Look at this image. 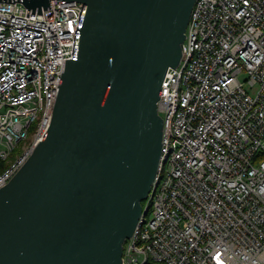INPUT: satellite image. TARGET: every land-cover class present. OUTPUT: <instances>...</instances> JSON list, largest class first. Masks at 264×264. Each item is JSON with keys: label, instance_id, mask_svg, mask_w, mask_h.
Here are the masks:
<instances>
[{"label": "built area", "instance_id": "obj_1", "mask_svg": "<svg viewBox=\"0 0 264 264\" xmlns=\"http://www.w3.org/2000/svg\"><path fill=\"white\" fill-rule=\"evenodd\" d=\"M32 2L35 8L27 7ZM0 0V189L49 129L83 4ZM122 264H264V0H196Z\"/></svg>", "mask_w": 264, "mask_h": 264}, {"label": "water", "instance_id": "obj_2", "mask_svg": "<svg viewBox=\"0 0 264 264\" xmlns=\"http://www.w3.org/2000/svg\"><path fill=\"white\" fill-rule=\"evenodd\" d=\"M75 1L49 129L0 189V264H122L156 175L161 84L196 0Z\"/></svg>", "mask_w": 264, "mask_h": 264}, {"label": "rangeland", "instance_id": "obj_3", "mask_svg": "<svg viewBox=\"0 0 264 264\" xmlns=\"http://www.w3.org/2000/svg\"><path fill=\"white\" fill-rule=\"evenodd\" d=\"M4 167V164H2V166L0 165V169Z\"/></svg>", "mask_w": 264, "mask_h": 264}]
</instances>
